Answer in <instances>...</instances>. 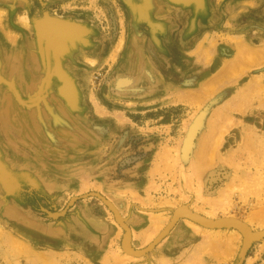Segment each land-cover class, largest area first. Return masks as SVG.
<instances>
[{
    "label": "rangeland",
    "instance_id": "obj_1",
    "mask_svg": "<svg viewBox=\"0 0 264 264\" xmlns=\"http://www.w3.org/2000/svg\"><path fill=\"white\" fill-rule=\"evenodd\" d=\"M0 68V264H264V0H0Z\"/></svg>",
    "mask_w": 264,
    "mask_h": 264
},
{
    "label": "water",
    "instance_id": "obj_2",
    "mask_svg": "<svg viewBox=\"0 0 264 264\" xmlns=\"http://www.w3.org/2000/svg\"><path fill=\"white\" fill-rule=\"evenodd\" d=\"M90 196H96L98 198H100L101 200H103L107 206H109V208L114 212L115 216H116V219L117 221L123 226V228L125 229L126 231V234L124 236V241H123V244L125 247H128L129 248V239H130V230H129V227L122 221L121 217L119 216L118 212L116 211V209L113 207V205L108 202L105 198H103L101 195L97 194V193H91L89 194ZM86 197V196H85ZM182 218H188L190 220H193L203 226H206V227H216V226H223L225 222L223 221H210L208 219H205L199 215H196L188 210H179L177 211L172 220H171V223L169 224V226L167 227V229L165 230V232L160 236V238H162L163 236H165V234L167 232H169V230H171L175 224ZM159 238V239H160ZM158 239V240H159Z\"/></svg>",
    "mask_w": 264,
    "mask_h": 264
},
{
    "label": "bare ground",
    "instance_id": "obj_3",
    "mask_svg": "<svg viewBox=\"0 0 264 264\" xmlns=\"http://www.w3.org/2000/svg\"><path fill=\"white\" fill-rule=\"evenodd\" d=\"M225 66V65H224ZM1 69V68H0ZM223 71V70H222ZM221 71V72H222ZM2 97H3V94H2ZM4 97H6V98H8V100H7V103H6V101H5V103L4 104H2V99H0V109H1V112H0V115H2V113L4 114V115H6V116H8L9 118L11 117V119L13 118V120H15V122H14V125H15V123H16V121L17 122H22V123H24L25 124V126L27 127L28 125H31V122L29 123V119L30 118H28L27 117V113H21V112H19V111H21V109H19L18 107H17V105L16 104H14L13 103V101H12V98L10 97V94H9V92H5L4 93ZM47 112V110H45V109H43L42 107H40L39 109H37L36 110V112H34L33 113V120L35 121V123L36 124H42L43 123V116H44V114ZM35 128H37V127H35ZM188 145V144H187ZM204 218V217H203ZM169 222V221H168ZM167 222V223H168ZM193 224V223H192ZM193 226V225H192ZM198 226V225H197ZM196 226V227H197ZM120 227V226H119ZM199 228H201V227H199ZM120 229L122 230V228L120 227ZM159 234V233H158ZM239 234V233H238ZM237 234V235H238ZM239 236V235H238ZM237 236V237H238ZM156 237H158V235L157 236H155L154 238H152V241L156 238ZM240 238H241V236H239ZM160 240V239H159ZM151 241V242H152ZM150 242V243H151ZM130 256V255H129Z\"/></svg>",
    "mask_w": 264,
    "mask_h": 264
}]
</instances>
